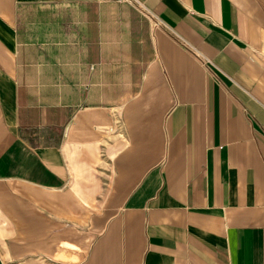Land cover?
Segmentation results:
<instances>
[{
	"label": "crops",
	"instance_id": "obj_1",
	"mask_svg": "<svg viewBox=\"0 0 264 264\" xmlns=\"http://www.w3.org/2000/svg\"><path fill=\"white\" fill-rule=\"evenodd\" d=\"M0 264H264V0H0Z\"/></svg>",
	"mask_w": 264,
	"mask_h": 264
}]
</instances>
